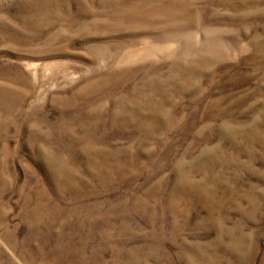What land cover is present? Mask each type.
Masks as SVG:
<instances>
[{
	"label": "rangeland",
	"instance_id": "374dc122",
	"mask_svg": "<svg viewBox=\"0 0 264 264\" xmlns=\"http://www.w3.org/2000/svg\"><path fill=\"white\" fill-rule=\"evenodd\" d=\"M26 5L35 17L53 16L50 5L78 24L96 19L118 31L51 42L24 27ZM150 5L158 12L142 18L144 28L118 13ZM37 28L50 38L69 33ZM54 45L63 51L35 56ZM3 68L13 78L0 84L26 90L19 71L32 91L19 101L0 98L12 108L0 119V196L11 205L0 210L19 226L9 241L0 228V264H264V0H0ZM93 79L113 87L107 97L82 92ZM62 96L69 106L56 102ZM92 98L102 113L94 137L102 140L87 155L80 111ZM123 111L140 129L112 126ZM54 163L71 173L59 178L58 194L92 213L93 231L105 225L109 237L83 255H49L38 241L26 243L23 252L38 251L29 261L19 254L27 229L17 201L32 192L28 181L53 184ZM79 181L83 190L74 192ZM38 239L54 243L49 233Z\"/></svg>",
	"mask_w": 264,
	"mask_h": 264
},
{
	"label": "bare ground",
	"instance_id": "6f19581e",
	"mask_svg": "<svg viewBox=\"0 0 264 264\" xmlns=\"http://www.w3.org/2000/svg\"><path fill=\"white\" fill-rule=\"evenodd\" d=\"M155 0H140V2L146 3V2H153ZM28 11L25 9L23 10L25 13V19L24 27L35 30L36 37L40 35L41 32H45L48 40L50 39L51 42L58 41L61 39V37L66 36L69 37L71 34L76 33L75 35L80 39L87 40H94L97 39L99 36H105V35H111L116 33L117 29H111L108 25L107 28L101 27V24H98L99 22L95 19L94 21H81L78 24L77 20H72V13L66 12L62 9H57L55 6H47L44 8H49L50 12L53 13V16L50 17V15H38L34 16L36 14V10H34V7H31L30 5H26L25 7ZM139 7H124L119 10L118 13L129 15L134 21L132 23V26L135 28H144L141 25L142 18L144 16L155 14L158 12L156 8H152L151 5L147 8ZM57 13V14H55ZM87 12H82L80 16H84ZM99 17V15H97ZM35 25L37 27L39 26H45L49 27L51 25H62L63 27L69 28L68 34H63L59 30L50 38L49 32L47 29L43 28H31V25ZM77 25V26H75ZM145 29H148L145 28ZM75 31V32H74ZM79 31V32H78ZM147 30H138L136 33L145 32ZM32 32V33H35ZM31 33V34H32ZM31 36V35H30ZM30 38V37H29ZM63 51L62 47H58L57 45L54 46H48L46 49L35 51V56H46L55 52H61ZM101 52L104 53V50L102 49ZM101 54V53H100ZM99 54V55H100ZM82 55V54H81ZM51 56V55H50ZM75 56V55H74ZM85 57V56H83ZM88 59V56L86 57ZM90 59V58H89ZM130 59L125 58L123 61ZM1 71L0 79L5 78V75H9L13 78V73L10 71H7L5 68ZM18 74L21 76V78H25L23 82L26 85V90L23 88L21 91L14 90L11 86L5 87L3 84H0V98L3 97L4 94L12 96V98H16V101H19L22 97L25 96L26 91H32V87L29 85L26 76H24L23 73L17 71ZM115 72L109 73L107 77H113L115 76ZM166 79V76H165ZM99 85L95 83V80H87L85 89H81L82 92L85 94H90L94 90L98 91V94L101 97H107V93H110L108 91H111L113 87L106 86V87H98ZM85 90V91H84ZM24 92V93H23ZM23 93V95H21ZM57 97L56 102L61 104V107H66L70 105V100L66 99L65 97H61V99H58ZM170 101V100H168ZM94 99L92 98L91 101H85V106L82 107L80 111L81 116V122L80 125V135L81 138L84 139V143L86 147L82 148V152L86 153L87 155H90L91 153H94L93 149V143L97 141H101L102 139H97L94 136L97 135L96 132V126H94L95 121L98 122L99 118L101 117L97 114L96 110L98 108V103L93 104ZM78 104H81L80 99H78ZM12 108L5 104L3 101L0 100V119H5V116L3 114L7 113ZM3 113V114H2ZM125 111L118 113V117H120L119 120L114 121L115 124L112 126H120L122 129H124V126L132 127L134 129H140L139 126L135 124L132 126L130 123L125 119ZM80 116L79 119H80ZM60 122V121H59ZM62 125L67 126V122L62 119V122H60ZM117 124V125H116ZM94 126V127H93ZM69 128V127H68ZM1 129V124H0ZM71 131V129H69ZM247 136L252 135V132H247ZM255 134V133H254ZM253 134V135H254ZM72 136H77L73 135ZM74 140V143H77L76 140L78 137H69L67 138V141H70V139ZM264 138V137H262ZM86 156L82 157V160L86 159ZM99 161V163L106 164L104 159L95 160ZM54 163L51 167V172L47 176V178H52L53 184H50L48 188L43 187L44 184H41L39 181L40 178H37L33 182H27L31 185V193L24 196V198L21 201H17L18 208V215L22 219L27 231L26 235L19 241L21 246V251H19V254L22 252L23 256H26L29 261H31L33 254H38V251L35 249L33 250V254L28 252H23L22 249L25 247L24 245L26 243H34L38 241L40 243L39 247L42 250L41 252L47 253L49 255H57V253H61L62 256L68 254V253H74L76 255H83L85 249L87 248V244H94L98 243V241L101 240L102 245H105L104 240H108L109 237V229L105 225H101L102 227L99 229L97 228V232L93 231V228L91 227V224L89 221H92V213L88 212L87 210H84L83 207L78 206H71L70 201L71 197L69 196H60L58 194V189L60 186V177H69V174L65 172H61V170L58 169V165ZM50 170V167H49ZM64 175V176H62ZM48 179V182H50ZM81 181L77 182L74 187L77 189H73L74 192L83 190V185L80 183ZM24 184V183H23ZM90 185H92L89 182ZM71 184H68V187H70ZM73 186V185H72ZM60 197H63L62 200H60ZM65 199V200H64ZM5 194H1L0 196V206H8L11 207V205L8 204V202L5 200ZM19 203V204H18ZM67 205V206H65ZM84 210V213L82 212ZM8 215L4 212V210H0V228L3 227L4 235L2 236L3 239L6 240H13V234L19 233V226H10L7 223ZM57 219V220H56ZM94 219V218H93ZM53 220V221H52ZM64 221V222H61ZM65 222L67 225H64ZM57 224L52 226L51 224ZM63 231H67L69 234V241L64 242L63 241ZM49 233L52 235L53 240L52 244H49L48 247H46V243L42 244V240H39L38 238L41 237L43 233ZM0 237V239H2ZM93 241V242H92ZM11 244V243H10ZM7 248L8 242L4 244ZM10 249V248H9ZM1 254V252H0ZM38 264V263H37Z\"/></svg>",
	"mask_w": 264,
	"mask_h": 264
}]
</instances>
